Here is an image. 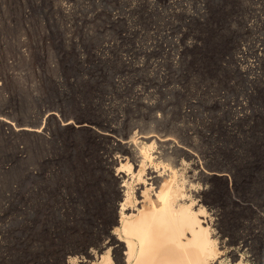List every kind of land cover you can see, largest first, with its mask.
<instances>
[{
	"label": "rangeland",
	"instance_id": "obj_1",
	"mask_svg": "<svg viewBox=\"0 0 264 264\" xmlns=\"http://www.w3.org/2000/svg\"><path fill=\"white\" fill-rule=\"evenodd\" d=\"M170 183L215 264H264V0H0V264L124 255Z\"/></svg>",
	"mask_w": 264,
	"mask_h": 264
},
{
	"label": "bare ground",
	"instance_id": "obj_2",
	"mask_svg": "<svg viewBox=\"0 0 264 264\" xmlns=\"http://www.w3.org/2000/svg\"><path fill=\"white\" fill-rule=\"evenodd\" d=\"M137 158L136 156L133 160L137 161ZM149 176H152V185L159 186V176L153 177L152 173ZM116 178L118 181L123 179L124 176L118 174ZM121 188H123V185L120 184L117 196L120 195ZM114 189L116 191V188ZM148 190L150 188L142 192L139 207L133 210L135 214L132 213L129 218L125 216L124 211L129 207L130 201L128 199L130 197H126L128 204H121L118 223L126 236L124 255L121 253L123 243L111 238L108 239L106 245L94 244L97 249L96 256L87 252L88 248L93 245L88 244L89 247L81 249L84 255L83 258L90 259L89 264H111L107 256H98L97 259V253L108 248V251L113 249L117 256L115 264H215L217 251L214 241L209 237L207 230L202 227L197 215L182 201V192L178 186L175 183H170L164 189L160 186V190L152 196ZM108 192L111 194L110 191ZM116 195H114V198ZM151 198L153 200H150ZM118 199L120 198L118 197ZM180 200L181 203H179ZM116 203L117 201L114 204ZM111 208L107 207V210ZM108 213L105 212L104 215ZM108 216L111 217L112 215ZM100 218L102 217L100 216ZM96 219L98 221V218ZM92 241L94 243V240ZM93 258L95 261H93Z\"/></svg>",
	"mask_w": 264,
	"mask_h": 264
}]
</instances>
